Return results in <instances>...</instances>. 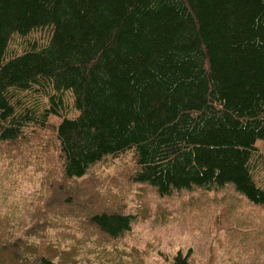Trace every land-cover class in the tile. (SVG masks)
I'll list each match as a JSON object with an SVG mask.
<instances>
[{
  "label": "trees",
  "instance_id": "obj_1",
  "mask_svg": "<svg viewBox=\"0 0 264 264\" xmlns=\"http://www.w3.org/2000/svg\"><path fill=\"white\" fill-rule=\"evenodd\" d=\"M47 130L70 183L131 157L130 178L162 197L231 188L264 208V0H0L1 155L25 156ZM95 209L79 211L87 242L132 231L133 215ZM60 215L49 204L39 223ZM25 216L0 230L1 258H84L73 235L48 243L72 258L51 254ZM171 264H193L192 250Z\"/></svg>",
  "mask_w": 264,
  "mask_h": 264
},
{
  "label": "rangeland",
  "instance_id": "obj_2",
  "mask_svg": "<svg viewBox=\"0 0 264 264\" xmlns=\"http://www.w3.org/2000/svg\"><path fill=\"white\" fill-rule=\"evenodd\" d=\"M34 138L29 149L18 148L27 153L23 157L17 156L18 151L0 153V230L8 217L22 216L28 222V213L31 223L24 233L39 238L42 246L55 236H74V245L85 250L77 264H171L179 252L186 255L190 250L193 264H264V208L252 205L234 189L162 197L156 189L130 178L131 157L108 158L84 179L70 183L58 176L60 162L49 155L54 149V130ZM257 144L264 153V140ZM80 190L85 197L76 193ZM97 203L102 207H94ZM49 204L61 215L56 223L40 224V213ZM81 207L131 214L133 229L123 239L105 245L98 239L87 242L91 228L82 222ZM35 224L37 228L32 227ZM48 246L51 254L72 258L70 250ZM0 264L13 262L0 257Z\"/></svg>",
  "mask_w": 264,
  "mask_h": 264
}]
</instances>
